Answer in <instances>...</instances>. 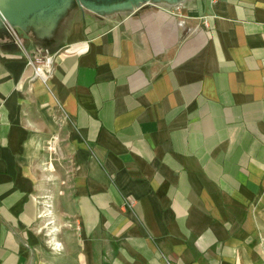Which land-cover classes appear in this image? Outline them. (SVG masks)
I'll list each match as a JSON object with an SVG mask.
<instances>
[{
  "label": "crops",
  "instance_id": "0c3cea01",
  "mask_svg": "<svg viewBox=\"0 0 264 264\" xmlns=\"http://www.w3.org/2000/svg\"><path fill=\"white\" fill-rule=\"evenodd\" d=\"M15 32L0 31V264H43L56 134L75 245L47 264H264V0L71 1ZM35 48L54 53L46 82Z\"/></svg>",
  "mask_w": 264,
  "mask_h": 264
},
{
  "label": "rangeland",
  "instance_id": "374dc122",
  "mask_svg": "<svg viewBox=\"0 0 264 264\" xmlns=\"http://www.w3.org/2000/svg\"><path fill=\"white\" fill-rule=\"evenodd\" d=\"M62 147V137L59 134L49 138L48 142L44 143V153L46 154L44 168L52 170L48 171L47 176L43 177L44 186L39 191L42 202V212L39 219L40 229L46 244L45 249H43L44 252L39 258L40 261H43V264H47V260L61 258L59 254L62 252L63 247L75 245L74 225L69 222L68 216L63 215L66 207L63 205L62 169L65 162L62 156ZM66 176L67 173L65 172V178ZM52 249L55 252L53 255Z\"/></svg>",
  "mask_w": 264,
  "mask_h": 264
},
{
  "label": "water",
  "instance_id": "95a60500",
  "mask_svg": "<svg viewBox=\"0 0 264 264\" xmlns=\"http://www.w3.org/2000/svg\"><path fill=\"white\" fill-rule=\"evenodd\" d=\"M75 3L100 13H111L120 9H132L150 0H0V31L6 27H41L53 21L69 4ZM170 1V2H169ZM181 0H165L174 5ZM156 3V2H152ZM163 4V3H161Z\"/></svg>",
  "mask_w": 264,
  "mask_h": 264
},
{
  "label": "built area",
  "instance_id": "2783aa9c",
  "mask_svg": "<svg viewBox=\"0 0 264 264\" xmlns=\"http://www.w3.org/2000/svg\"><path fill=\"white\" fill-rule=\"evenodd\" d=\"M13 35H16L15 27H6ZM54 53L45 48H35L34 52L26 53V63L32 67L30 79H38L46 82L52 73Z\"/></svg>",
  "mask_w": 264,
  "mask_h": 264
},
{
  "label": "bare ground",
  "instance_id": "6f19581e",
  "mask_svg": "<svg viewBox=\"0 0 264 264\" xmlns=\"http://www.w3.org/2000/svg\"><path fill=\"white\" fill-rule=\"evenodd\" d=\"M151 2H156L158 4L164 3L165 0H150ZM170 2V1H169ZM177 3H180V1H178ZM175 4V3H174Z\"/></svg>",
  "mask_w": 264,
  "mask_h": 264
}]
</instances>
